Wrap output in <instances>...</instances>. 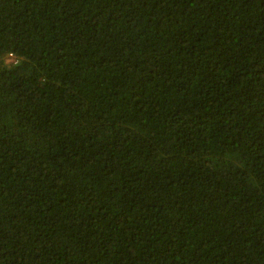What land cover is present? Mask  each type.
I'll return each mask as SVG.
<instances>
[{"label": "trees", "instance_id": "16d2710c", "mask_svg": "<svg viewBox=\"0 0 264 264\" xmlns=\"http://www.w3.org/2000/svg\"><path fill=\"white\" fill-rule=\"evenodd\" d=\"M0 264H264V0H0Z\"/></svg>", "mask_w": 264, "mask_h": 264}]
</instances>
